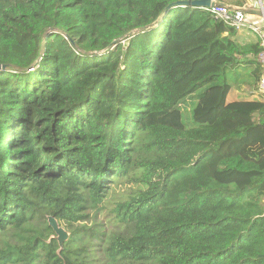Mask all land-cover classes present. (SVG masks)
<instances>
[{"label":"trees","instance_id":"1","mask_svg":"<svg viewBox=\"0 0 264 264\" xmlns=\"http://www.w3.org/2000/svg\"><path fill=\"white\" fill-rule=\"evenodd\" d=\"M176 1L0 0V264H264L262 48Z\"/></svg>","mask_w":264,"mask_h":264},{"label":"rangeland","instance_id":"2","mask_svg":"<svg viewBox=\"0 0 264 264\" xmlns=\"http://www.w3.org/2000/svg\"><path fill=\"white\" fill-rule=\"evenodd\" d=\"M249 2H245L248 6L254 5V3H258L259 5V0H248ZM260 6V5H259ZM258 6V8H259ZM47 31H50L47 30ZM238 34L245 40L252 41L253 37L246 31H237ZM251 39V40H250ZM248 68L244 67H237L236 71L230 72L226 74L227 81L231 84V89L228 94V100L232 99H242V98H251V97H256V95H259L250 92L252 91V87L248 81ZM204 88H200L197 91H195L192 95H190L184 103H182L183 107V112H184V118L187 119L189 118V110L190 107L196 102L198 96L200 93L203 91ZM122 182V183H120ZM120 182L116 184H110L111 189L108 192V203H106L105 208L101 211V214L99 215V218L103 221L106 220V215L105 212H109V210L113 207V203L119 199V197H122L124 193L131 192L133 190H136L139 187V183L135 182L134 180H121ZM11 231L5 234H0V248H4L6 242H15L19 241L16 237L10 236ZM22 242H19L18 244H22Z\"/></svg>","mask_w":264,"mask_h":264},{"label":"built area","instance_id":"3","mask_svg":"<svg viewBox=\"0 0 264 264\" xmlns=\"http://www.w3.org/2000/svg\"><path fill=\"white\" fill-rule=\"evenodd\" d=\"M259 8L264 10L262 0H259ZM247 5H214L203 8L211 13L214 17L221 19L227 25L235 28L237 31L246 30L253 38L259 41L262 48L257 59L264 65V16H260L261 21H254L250 13L246 12ZM253 16V15H252ZM258 94L264 98V74L258 82Z\"/></svg>","mask_w":264,"mask_h":264},{"label":"water","instance_id":"4","mask_svg":"<svg viewBox=\"0 0 264 264\" xmlns=\"http://www.w3.org/2000/svg\"><path fill=\"white\" fill-rule=\"evenodd\" d=\"M214 5H225V3H222L220 1L216 0H179L174 3L169 4L165 11L172 8V7H184V6H193V7H199V8H206ZM247 13L250 14H256L258 16H264V10H261L260 8L257 9H251L246 8L245 9ZM157 21L154 23L144 27L132 30L128 32L124 37H129L133 34H136L140 31H142L145 28L153 27ZM123 38V37H122ZM118 40L114 41L117 42ZM48 226L53 230L54 232V238L57 240V243L59 247L61 248L63 243L68 239V232L58 223V221L53 216H48L47 218Z\"/></svg>","mask_w":264,"mask_h":264},{"label":"crops","instance_id":"5","mask_svg":"<svg viewBox=\"0 0 264 264\" xmlns=\"http://www.w3.org/2000/svg\"><path fill=\"white\" fill-rule=\"evenodd\" d=\"M244 1H245V2H246V1L249 2L248 0H244ZM262 2H263V5H264V0H262ZM245 4H246V3H245ZM246 5H247V4H246ZM258 6H259V5H258L257 1H256V3H254V5L252 4V6H250V5L248 6V5H247V7L251 8V9H257ZM252 15H253V16H252ZM252 15H251L252 20H254V21H256V22H257V21H258V22L261 21L260 18H259L260 16H258V15H256V14H252ZM251 37H252V36H251ZM250 40H251V39H250ZM257 93H258V92H257ZM261 205H262V207L264 208V197L262 198Z\"/></svg>","mask_w":264,"mask_h":264}]
</instances>
